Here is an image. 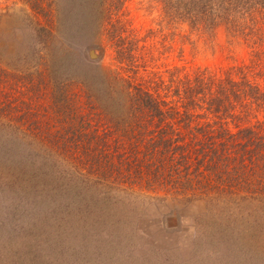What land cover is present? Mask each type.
<instances>
[{
  "label": "trees",
  "instance_id": "1",
  "mask_svg": "<svg viewBox=\"0 0 264 264\" xmlns=\"http://www.w3.org/2000/svg\"><path fill=\"white\" fill-rule=\"evenodd\" d=\"M156 1L163 18L206 41L222 28L247 57L217 68L175 65L163 76L148 69L153 54L123 22L101 20L85 43L101 53L90 64L74 56L57 22H37L31 51L12 69L0 60V184L13 177L8 166L26 164L32 178L60 182L52 194L103 208L104 200L120 209L200 202L198 217L214 220L221 238L249 235L264 255V0ZM15 89L26 101L1 98ZM181 217L170 212L164 223Z\"/></svg>",
  "mask_w": 264,
  "mask_h": 264
},
{
  "label": "rangeland",
  "instance_id": "2",
  "mask_svg": "<svg viewBox=\"0 0 264 264\" xmlns=\"http://www.w3.org/2000/svg\"><path fill=\"white\" fill-rule=\"evenodd\" d=\"M99 5V0H0V60L14 68L42 34L34 31L37 22L50 18L61 26L59 36L72 45L74 56L80 61L86 57L90 64L98 63L101 53L85 43L95 40L91 28L101 20L123 22L153 54L148 69L163 76L175 65L217 68L247 57L248 49L222 28L206 41L187 25L163 18L156 0H107L102 14L94 11ZM77 38L76 44L72 40ZM90 47L98 50L97 60L89 59ZM7 91L2 99L26 101V91ZM6 170L13 177L0 184V264H264L249 235L247 242L221 238L214 220L198 217L204 209L200 202L171 206L133 201L120 209L118 202L111 206L113 201L104 200L103 208L101 200L52 194L60 182L32 178L35 171L26 164ZM83 202L95 209L82 208ZM179 209L180 222L167 228L165 215Z\"/></svg>",
  "mask_w": 264,
  "mask_h": 264
},
{
  "label": "water",
  "instance_id": "3",
  "mask_svg": "<svg viewBox=\"0 0 264 264\" xmlns=\"http://www.w3.org/2000/svg\"><path fill=\"white\" fill-rule=\"evenodd\" d=\"M87 54H88L89 59H91V60H97L99 58V56H100V54H99L98 50L96 49V47L88 48Z\"/></svg>",
  "mask_w": 264,
  "mask_h": 264
}]
</instances>
